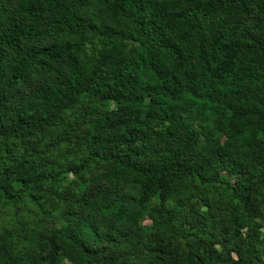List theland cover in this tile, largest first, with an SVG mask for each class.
Listing matches in <instances>:
<instances>
[{"label":"trees","instance_id":"obj_1","mask_svg":"<svg viewBox=\"0 0 264 264\" xmlns=\"http://www.w3.org/2000/svg\"><path fill=\"white\" fill-rule=\"evenodd\" d=\"M33 73L44 82L6 96ZM204 97L222 145L184 127ZM67 147L78 151L59 159ZM93 172L105 188L88 196ZM153 200L149 227L87 237L83 211ZM0 201L67 212L49 264H263L264 0H0Z\"/></svg>","mask_w":264,"mask_h":264},{"label":"rangeland","instance_id":"obj_2","mask_svg":"<svg viewBox=\"0 0 264 264\" xmlns=\"http://www.w3.org/2000/svg\"><path fill=\"white\" fill-rule=\"evenodd\" d=\"M17 0H1V4L5 9H11L15 5ZM87 12L90 16H104L103 11L98 9L90 8L87 9ZM246 28H251V22L246 23L245 27H242L241 24H234L232 27V32L235 36L239 37L241 31ZM53 36V35H51ZM141 77L144 81L148 83L151 82V74L146 71H141ZM44 82V74L33 73L27 80V82L16 87L10 91L6 92L7 97L15 96L19 91H30L36 86H39ZM198 105H188V109L191 112V117H186L185 122H183L185 128H191L195 133H199L202 137V142H205L204 131H210L214 133V136L219 140L222 145L225 136L221 134L215 127L213 123L214 119V107L211 105L208 107V100L204 97L202 100H199ZM195 112H203L205 116L202 119L201 117H193L192 114ZM76 147H67L60 152L58 156L59 159L67 157L70 159L75 153H77ZM93 175L96 177L94 182L85 187V192L88 196L95 195L96 191L99 189H104L105 184L103 179L100 178L97 172H93ZM228 181L229 184H232L235 177V172H225L222 174ZM74 181V176L70 174L67 179V183ZM74 193L79 196H83L84 187H73ZM60 192L61 189L59 188ZM101 192V191H100ZM99 192V193H100ZM130 197L138 198V190L136 186L130 187L127 189ZM230 192V190H228ZM86 198V196H84ZM218 198V197H217ZM221 198V197H219ZM227 200V198H223ZM195 201V199L193 200ZM222 201V199H218ZM231 201V200H229ZM156 200H153L148 203L147 209L143 212L134 214L129 211H124L123 213L119 212L120 203H115V205L109 208H101L96 212H86L83 211V206L77 207V212L83 211L84 217L86 219L87 225L85 232L87 237L90 238L93 246H100L102 241L99 239L100 234L107 232L117 233V232H129L134 233L138 231L139 227H149L151 221L146 215L147 211H150L154 208ZM219 205V204H218ZM67 211L71 210V207L66 203ZM69 206V207H68ZM175 211H179L176 207ZM65 210H55L50 215L44 213H36L30 209H17V210H6L0 201V264H49L47 260H41V257L47 256L50 252L49 239L51 234H55L56 237L60 236L61 231L67 225V212ZM264 212V209H263ZM179 221H175V224H178ZM239 223L242 225L243 221L240 220ZM255 223L259 226L258 232L259 239L261 240L264 237V213L262 216L255 219ZM60 231V232H59ZM241 232L243 236L247 232V228L242 227ZM256 247L258 253L261 255V259L264 264V254L261 253L262 244L258 243ZM216 249L219 251L220 247L216 245ZM61 264H71V262L60 253L58 257Z\"/></svg>","mask_w":264,"mask_h":264}]
</instances>
